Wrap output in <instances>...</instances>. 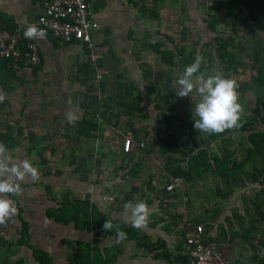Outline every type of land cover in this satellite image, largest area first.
<instances>
[{
  "label": "crops",
  "instance_id": "obj_1",
  "mask_svg": "<svg viewBox=\"0 0 264 264\" xmlns=\"http://www.w3.org/2000/svg\"><path fill=\"white\" fill-rule=\"evenodd\" d=\"M87 3L99 26L92 32L102 73L98 87L92 73L90 80L85 78V48L61 44L38 25L43 12L38 0H0L2 27L19 30L22 43L34 41L41 56L40 66L32 72L14 71L0 59V94L5 97L0 102V142L13 161L30 159L40 173L38 181L25 178L21 192L12 197L17 213L0 225V264H41L36 251L48 264H190L184 239L198 224L233 264H243L244 257L249 262L244 234L221 222L219 212L226 199L209 193L210 198L199 204L188 190L195 179H181L182 186L172 194L174 202L163 205L172 178L168 180L165 166H151L149 160L155 153L162 156L165 141L160 137L150 152L160 130L152 129L148 119L139 121L136 107L155 103L154 88L145 75L176 68L183 37L188 41L198 35L201 42H214L222 38L221 26L237 36L246 28L264 33V0ZM217 18L221 21L212 32L209 26ZM33 23L46 32L45 38L24 37L25 28ZM164 52L173 54V65L161 58L159 53ZM125 139L132 140L128 153L123 151ZM54 154L76 158L59 164L61 177ZM137 165L146 168L135 170ZM140 200L151 214L146 226L137 229L124 215V204ZM105 220L119 225L126 239L116 243L115 227L103 230Z\"/></svg>",
  "mask_w": 264,
  "mask_h": 264
},
{
  "label": "rangeland",
  "instance_id": "obj_2",
  "mask_svg": "<svg viewBox=\"0 0 264 264\" xmlns=\"http://www.w3.org/2000/svg\"><path fill=\"white\" fill-rule=\"evenodd\" d=\"M219 28L222 31V38L220 37L221 41L219 42L223 44L222 51L223 54L226 55L223 58V61L219 60L221 53L218 52L216 46H211V44L214 43L209 42V40L201 42L203 38L201 39L198 35H195L196 37H187L186 39L188 41H184L185 37H183L181 48L184 50V55L186 56H189L190 54L194 55L193 58H196L199 54L203 56L204 62L201 63V71L209 74L219 72L222 73L225 78H232L237 82L239 85L237 89L239 102L244 108L242 119H245L250 114V111L255 108L256 98L262 93V88L257 80L256 52L259 47L264 46V33L260 34L261 31L254 32L252 29L246 28L243 34L237 36L236 34L234 35L231 33L232 30L230 28H224L223 26ZM252 34H254V36H252ZM180 72L181 70L176 67L169 72L160 75H153L151 73L145 75V82L150 83V88H154L151 96L154 97L156 101L153 105L150 104L151 106L149 105V107L144 106V108H142L137 106L136 112H138L137 116H139V121H145L148 119L151 121L149 122L150 126L154 127L152 129L156 132L157 130H160V132L157 133L158 138L154 139L153 145H150L151 153L153 152L151 148L154 146L156 149L161 140H164L166 143L167 139L171 138L170 140L172 142L170 144L172 146L174 145V139L178 140L181 144H185L187 141L189 142V139L193 134L197 133L193 127V121L197 119L193 109L200 97L195 91L190 93L188 97H178L176 95L178 88L176 81ZM152 84L154 85L152 86ZM145 114L146 117H144ZM138 119L135 120V125L139 124ZM258 127L264 129V124L260 123L258 124ZM166 134L172 135L166 137ZM245 135L246 134L238 132L234 133V142L229 145V142L227 143L228 150L234 151L238 162L241 161L240 156H243V151L241 149L247 146L244 137ZM160 137L163 139L160 140ZM205 146L209 148L211 156L216 158V162L219 158L221 159L225 157L226 153L223 151L224 147L221 144L218 145L217 142H213L212 144L206 143ZM144 148L145 145L142 149L145 150ZM161 151V157L157 156L156 153L151 156L154 161L149 160L151 166L158 164L160 168H162L167 164L168 158L179 159L182 157V155L180 156V154H176V152L169 154L165 149V144ZM180 151L182 152V150ZM52 157L54 163L58 166L56 167L58 170V177H61L64 172L61 168L63 165H59L60 163L64 164L65 162L66 164L70 163L72 160L76 161L73 154H54ZM159 157L162 160H158ZM260 161L262 162L261 165H264V159L261 158V160H258L257 162L259 163ZM250 165L247 164L236 171L226 172L225 175L218 172L211 174L205 173L203 177L196 179L197 175L195 174V180L189 185L190 188H188V190L192 199L199 201V204L203 203L205 198H210L211 195L209 193L219 199L221 197H227L225 208H222L219 212L222 214V218L220 217V219L223 223L227 222L229 225L232 224L239 228L238 231H241L239 233L245 235V245L247 246V249H250L247 253L251 254L249 256L251 260H249V263L244 257L245 262L243 264H264V225L258 219L253 221V224L250 223L253 220H251L253 212L250 217L249 213L251 210L250 212H246V207H249L247 205L251 204L250 201L258 199V197L263 195V192L258 190L257 186L250 182L248 173L251 170ZM139 166H141V170L146 168L145 165ZM139 166L137 165L134 169H139ZM37 167L39 168V166ZM221 167H224V165ZM118 173L120 172L118 171ZM123 173L124 171L121 172V174ZM225 179L229 180V184L224 182Z\"/></svg>",
  "mask_w": 264,
  "mask_h": 264
},
{
  "label": "clouds",
  "instance_id": "obj_3",
  "mask_svg": "<svg viewBox=\"0 0 264 264\" xmlns=\"http://www.w3.org/2000/svg\"><path fill=\"white\" fill-rule=\"evenodd\" d=\"M23 35L27 39H43L46 32L33 23L25 28ZM203 62L204 58L197 56L179 73L176 81L178 97H188L194 91L200 97L193 109L197 117L193 121L194 129L207 135L239 129L243 126L244 114L237 92L239 85L234 79L225 78L222 73L209 74L201 71L200 66ZM4 99V95L0 94V102ZM67 118L72 121L71 113L67 114ZM28 177L33 181L40 178V173L32 161L30 159L13 161L9 150L0 142V225L15 217L17 208L12 197L21 192L20 183ZM150 214L149 205L142 200L124 204V215L134 228H144ZM114 227L115 242L120 243L126 239V233L120 230L119 225H113L111 220H105L103 224L105 232L111 231Z\"/></svg>",
  "mask_w": 264,
  "mask_h": 264
},
{
  "label": "trees",
  "instance_id": "obj_4",
  "mask_svg": "<svg viewBox=\"0 0 264 264\" xmlns=\"http://www.w3.org/2000/svg\"><path fill=\"white\" fill-rule=\"evenodd\" d=\"M220 21V18L214 19L211 26H209V29L214 32L215 26L219 24ZM219 41H221V38H216V40L213 42L214 44H211V46H216L218 52L221 53V55L219 56V60L223 61V58L226 55L223 54V44H221ZM176 53L177 55H179V58H176L175 56V66H177L181 70V72L187 65H190L195 60V58H193V54H190L189 56L184 55V50L182 48L180 50H177ZM163 54L166 55V58L163 57ZM159 55L162 59L168 61L169 64L173 65L174 60L172 53L164 52L159 53ZM200 55L201 54H199L198 56ZM256 62L257 80L260 84V87L262 88V93L256 98L255 108L250 111L248 117L242 119L243 126L239 129H232L221 134L212 135H207L196 131L197 133L193 134V136L191 134L192 137H190L189 142L187 141V143L185 144H181L178 140H175L173 138L174 145L172 146L170 144L172 142L170 140L171 138L167 139L165 143L166 151L169 154L176 152V154L178 153L180 154V156L182 155V157H180L179 159L168 158L167 164H165V171L168 180L172 178L192 181L195 177V174L197 175L196 178L203 177L205 173L211 174L218 172L225 175L226 172L236 171L247 164H251V170L248 172L250 182L251 184L256 185L258 190L263 192V195L261 197H258V199L251 200V204L247 205L250 208L246 207L247 211H245L250 212L251 210V212L249 213V217L253 212V215H251V220H253L250 223L253 224V221H256V219H258L264 225V165H261V161L259 163L257 162L258 160H261V158L264 159V129L262 127H258V124H264V46H261L259 47V49H257ZM82 69L85 74V78L87 80H90V74H93V72L90 69L89 65L86 63L82 64ZM99 85L101 86L100 83ZM237 132L246 134L244 137L247 143V146L241 149L243 151V156H240V162L237 161L234 151L228 150L227 148L228 142V145L234 142V133ZM213 142H217L218 145L221 144L224 147L223 151L226 153L225 157L221 159L219 158L217 162L216 158H213L214 156H211L209 148L205 146L206 143L212 144ZM180 150H182V152ZM222 165H224V167H221ZM224 182L229 184L228 179H225ZM226 198L227 197H221L220 199L225 200ZM42 256H44L42 252L36 251V259L41 264H48L46 261H44V258Z\"/></svg>",
  "mask_w": 264,
  "mask_h": 264
},
{
  "label": "built area",
  "instance_id": "obj_5",
  "mask_svg": "<svg viewBox=\"0 0 264 264\" xmlns=\"http://www.w3.org/2000/svg\"><path fill=\"white\" fill-rule=\"evenodd\" d=\"M43 12L38 18V25L51 34L61 44H81L85 48V63L93 72L96 87L102 81L98 68L97 56L94 53L92 32L99 29L92 19L87 0H38ZM21 45V46H20ZM0 59L6 60L8 66L17 71L20 68L28 72L37 69L41 64L40 51L34 41L22 43L19 30H8L0 22ZM144 144L140 143L139 148ZM132 140L125 139L123 151L128 153ZM181 179H172L165 187L169 193L163 198V205L174 202L172 196L176 188L182 186ZM188 249L190 264H233L220 250L217 243L209 241L203 225H195L192 233L184 239Z\"/></svg>",
  "mask_w": 264,
  "mask_h": 264
}]
</instances>
